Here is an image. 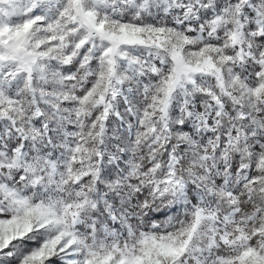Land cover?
Wrapping results in <instances>:
<instances>
[{"label":"snow or ice","instance_id":"6c2138e0","mask_svg":"<svg viewBox=\"0 0 264 264\" xmlns=\"http://www.w3.org/2000/svg\"><path fill=\"white\" fill-rule=\"evenodd\" d=\"M0 264H264V0H0Z\"/></svg>","mask_w":264,"mask_h":264}]
</instances>
